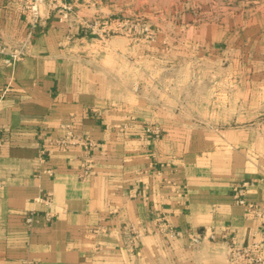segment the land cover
<instances>
[{"label": "crops", "instance_id": "crops-1", "mask_svg": "<svg viewBox=\"0 0 264 264\" xmlns=\"http://www.w3.org/2000/svg\"><path fill=\"white\" fill-rule=\"evenodd\" d=\"M78 1L66 0L70 21L53 12L33 28L21 60L0 54V264H229L231 236L264 239V227L233 198L234 185L256 181L247 198L264 209V120L191 127L112 82L69 45L83 35L66 39L68 25L79 29L83 18ZM30 29L15 0H0L1 42L13 47ZM158 121L160 138L140 137L144 124ZM67 123L98 141L88 175L80 146L42 154ZM49 192L56 216L46 221ZM161 214L181 230L214 226L217 239L193 244L187 235H156L153 220ZM132 223L150 228L135 247L118 233Z\"/></svg>", "mask_w": 264, "mask_h": 264}, {"label": "rangeland", "instance_id": "rangeland-1", "mask_svg": "<svg viewBox=\"0 0 264 264\" xmlns=\"http://www.w3.org/2000/svg\"><path fill=\"white\" fill-rule=\"evenodd\" d=\"M78 2L86 26L75 39L86 40L69 45L112 82L191 127L264 120V0ZM112 21L121 30H104Z\"/></svg>", "mask_w": 264, "mask_h": 264}, {"label": "built area", "instance_id": "built-area-1", "mask_svg": "<svg viewBox=\"0 0 264 264\" xmlns=\"http://www.w3.org/2000/svg\"><path fill=\"white\" fill-rule=\"evenodd\" d=\"M19 6L22 14L25 16L27 22L30 25V31L28 35L22 39L17 45L11 47L4 42L0 41V54L6 56L7 61H18L23 58L28 52L33 37V28L40 24L42 20L51 17L53 12L60 14L61 21H70L72 7L66 2V0H15ZM79 21V28L86 26L85 22ZM98 25V23H96ZM69 26V33L67 34V41L73 40L75 37L74 27L71 24ZM87 26H91L88 24ZM123 23L120 21H112L104 23V30L119 31L121 30ZM96 28V26H91ZM135 118V117H134ZM65 129L64 134L48 139V147L42 150V154H52L57 151H66L72 146H80L86 152V165L83 175H88L91 169L92 153L98 145V141L89 134L77 132L73 123L63 124ZM128 128V125L124 124L120 127V130L124 131ZM163 133V128L157 122L147 123L142 126L140 137L142 138H160ZM4 144V130L0 127V152ZM49 174L53 173L52 169H48ZM162 172L158 170V173ZM166 182L171 184L176 190L177 183L171 179L165 178ZM260 181L264 182V178ZM256 184V181L247 180L242 183H238L233 186V198L234 200L244 208L245 216L249 219H254L258 224L264 227V209L261 208L255 202H251L247 198L248 189L250 186ZM43 202L48 206V211L44 213V219L51 221L56 216V213L52 209L54 205L53 193L49 192ZM35 214L32 213L26 216V221L32 225L35 222ZM150 232V228L144 223H132L128 226H124L118 233L125 237L126 242L135 247L142 238ZM152 232L156 235H161L167 239H174L187 235L190 237L193 244H197L200 241L210 238L212 240L217 239L214 226H207L201 231L192 232L181 230L175 227L167 218L165 214L157 215L153 220ZM255 235V234H254ZM227 237L228 234H224ZM229 264H264V239L257 241L238 242L234 236H231V244L229 248Z\"/></svg>", "mask_w": 264, "mask_h": 264}]
</instances>
